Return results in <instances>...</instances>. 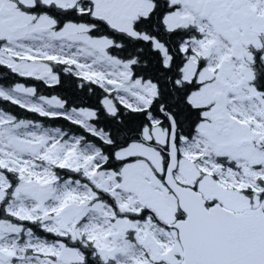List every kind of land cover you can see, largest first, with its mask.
<instances>
[{
  "label": "snow or ice",
  "instance_id": "6c2138e0",
  "mask_svg": "<svg viewBox=\"0 0 264 264\" xmlns=\"http://www.w3.org/2000/svg\"><path fill=\"white\" fill-rule=\"evenodd\" d=\"M0 264H264V0H0Z\"/></svg>",
  "mask_w": 264,
  "mask_h": 264
}]
</instances>
